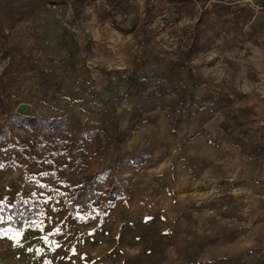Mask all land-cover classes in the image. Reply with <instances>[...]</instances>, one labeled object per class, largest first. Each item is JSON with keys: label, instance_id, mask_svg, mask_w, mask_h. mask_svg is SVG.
Returning a JSON list of instances; mask_svg holds the SVG:
<instances>
[{"label": "rangeland", "instance_id": "obj_1", "mask_svg": "<svg viewBox=\"0 0 264 264\" xmlns=\"http://www.w3.org/2000/svg\"><path fill=\"white\" fill-rule=\"evenodd\" d=\"M5 1L0 73L9 54L42 69L48 96L37 114L79 119L100 146L81 139L71 155L37 151L15 131L0 142V211L19 197L44 204L43 231L0 229V264H264V0H38L32 21L11 29L1 23ZM10 3L24 11L34 0ZM214 5L230 11L201 25ZM195 36L202 51L190 55ZM133 72L167 74L174 93L115 147L110 124L126 128L131 110L151 102L116 99ZM115 162L123 198L100 183L93 221L76 223L63 196Z\"/></svg>", "mask_w": 264, "mask_h": 264}, {"label": "trees", "instance_id": "obj_2", "mask_svg": "<svg viewBox=\"0 0 264 264\" xmlns=\"http://www.w3.org/2000/svg\"><path fill=\"white\" fill-rule=\"evenodd\" d=\"M48 3H55V0H44ZM70 0H63V3ZM78 1V0H75ZM121 0L111 2L112 8L118 7ZM171 3H181L185 0H168ZM38 0H34L32 6L24 11L13 9L10 0L4 3V13L1 23L8 21L11 29L16 23L31 22L32 18L38 13ZM227 6L214 5L212 12H204L207 20L201 18L200 24H207L210 14H217L223 17L229 12ZM205 20V21H204ZM112 26L115 27L114 22ZM119 32L124 34L132 33V30H122L115 27ZM0 35H4L0 30ZM190 55H196L202 51L198 45V37H194ZM189 58H186L188 61ZM11 62L0 73V142H6L10 138L11 131L20 132L29 138V144L33 150H43L48 152L49 147L58 145L64 148L62 154L71 155L76 153L81 139H90L95 141L98 146L99 136L97 131L87 130L81 121L75 117L71 120L66 115L51 117L37 114V103L47 99L48 79L45 72L32 65L27 59L21 57L16 58L14 54H9ZM31 83L30 91H25L23 84ZM64 83L59 81L58 88ZM174 90L167 74L151 75L141 78L137 73H132L127 78V89L124 95L117 97L118 101H127L147 97L151 99L149 104L136 106L131 110L129 117V125L120 129L118 124L111 123V136L114 146H118L134 131L137 122L148 111L158 109L163 106L162 99L166 95H173ZM21 98H18V95ZM93 102L104 103L100 98H92ZM20 103L31 104V110L28 114L17 113V107ZM59 135H63V140L58 139ZM59 155V154H58ZM80 164L79 161H76ZM124 164L133 165L134 160H124ZM15 167L14 165H10ZM118 163L115 162L106 170L90 176H85L82 182L76 187L70 196H63L64 205L69 215L76 223H91L94 218L93 206L101 198L102 194L97 191V186L105 181L110 182V186L104 189V195L114 197L116 199L123 198V182L116 176V168ZM51 196H60L56 191L49 190ZM113 205V204H110ZM43 202L31 199L29 201L22 200L20 197L9 208L4 207L0 211V229L11 232H22L27 228H35L41 224L43 213ZM86 209L88 214L83 219L77 216L79 209ZM56 235V234H55ZM55 235H49L48 240L53 241Z\"/></svg>", "mask_w": 264, "mask_h": 264}, {"label": "snow or ice", "instance_id": "obj_3", "mask_svg": "<svg viewBox=\"0 0 264 264\" xmlns=\"http://www.w3.org/2000/svg\"><path fill=\"white\" fill-rule=\"evenodd\" d=\"M0 219H2V218H0ZM39 227H40L41 230L43 231V224H42V223H41V225H39ZM59 231H60V229H59V228H56L52 233H49V235H55V234L58 233ZM17 235H19V234H17ZM43 239L45 240V242H48V236H47V235L44 236ZM56 246L59 247L58 244H57Z\"/></svg>", "mask_w": 264, "mask_h": 264}, {"label": "water", "instance_id": "obj_4", "mask_svg": "<svg viewBox=\"0 0 264 264\" xmlns=\"http://www.w3.org/2000/svg\"><path fill=\"white\" fill-rule=\"evenodd\" d=\"M25 111H26L25 106H22L21 111H18V112L21 114H26L27 112H25Z\"/></svg>", "mask_w": 264, "mask_h": 264}, {"label": "crops", "instance_id": "obj_5", "mask_svg": "<svg viewBox=\"0 0 264 264\" xmlns=\"http://www.w3.org/2000/svg\"><path fill=\"white\" fill-rule=\"evenodd\" d=\"M247 177V176H246ZM243 179H245V178H243ZM261 181H264V173L262 174V177H261V179H260Z\"/></svg>", "mask_w": 264, "mask_h": 264}]
</instances>
